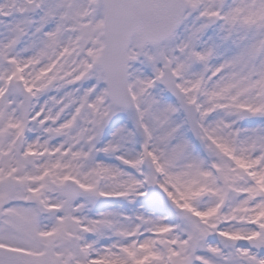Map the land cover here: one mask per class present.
Here are the masks:
<instances>
[{
	"label": "snow or ice",
	"instance_id": "1",
	"mask_svg": "<svg viewBox=\"0 0 264 264\" xmlns=\"http://www.w3.org/2000/svg\"><path fill=\"white\" fill-rule=\"evenodd\" d=\"M0 264H264V0H0Z\"/></svg>",
	"mask_w": 264,
	"mask_h": 264
}]
</instances>
